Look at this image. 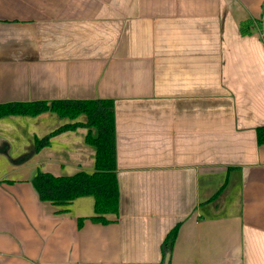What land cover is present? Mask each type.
Wrapping results in <instances>:
<instances>
[{"label": "crops", "instance_id": "0c3cea01", "mask_svg": "<svg viewBox=\"0 0 264 264\" xmlns=\"http://www.w3.org/2000/svg\"><path fill=\"white\" fill-rule=\"evenodd\" d=\"M64 100L114 102L118 212L33 185L96 171L87 128L36 150L84 116L2 117L0 264H264V0H0V105Z\"/></svg>", "mask_w": 264, "mask_h": 264}, {"label": "trees", "instance_id": "16d2710c", "mask_svg": "<svg viewBox=\"0 0 264 264\" xmlns=\"http://www.w3.org/2000/svg\"><path fill=\"white\" fill-rule=\"evenodd\" d=\"M242 26L244 34L248 33ZM45 112H52L61 118L75 120L81 116L85 122L66 124L49 135L36 140V150L39 151L50 144L53 136L78 127L88 129L87 144L96 150L95 168L93 174L84 172L68 177H56L50 173H38L33 179V185L42 201L55 205H68L73 200L93 196L95 199L96 222H105V214H116L119 209V185L116 175V125L115 107L112 100H64L54 102L11 103L0 105V118L12 115L36 117ZM257 139L264 144V126L257 128ZM179 226L167 236L164 249L172 251L178 235Z\"/></svg>", "mask_w": 264, "mask_h": 264}, {"label": "water", "instance_id": "95a60500", "mask_svg": "<svg viewBox=\"0 0 264 264\" xmlns=\"http://www.w3.org/2000/svg\"><path fill=\"white\" fill-rule=\"evenodd\" d=\"M170 261V253H167L164 264H169Z\"/></svg>", "mask_w": 264, "mask_h": 264}]
</instances>
